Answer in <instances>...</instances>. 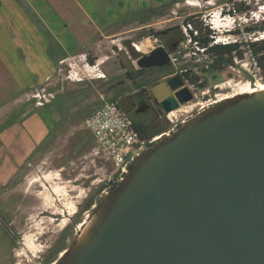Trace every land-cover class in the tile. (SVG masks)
Returning a JSON list of instances; mask_svg holds the SVG:
<instances>
[{
  "label": "rangeland",
  "instance_id": "1",
  "mask_svg": "<svg viewBox=\"0 0 264 264\" xmlns=\"http://www.w3.org/2000/svg\"><path fill=\"white\" fill-rule=\"evenodd\" d=\"M152 1L80 0L94 16L101 15L106 6L122 12L127 5H133L114 22L116 28L120 26L119 34L105 36L103 40L102 36L94 35L91 40L86 39L89 43L79 41L78 48L68 50V61L59 65L54 60L53 68H41V82L25 83V115H17L16 105L12 104L8 114L0 113V126L6 121L17 123L7 131L0 130V263H56L78 237L81 224L87 223L100 197L111 190L107 187L113 179V167L93 150V139L83 125L85 118L102 105L101 97L118 102L143 84L151 88L154 84L151 74L160 77L192 70L205 82V87L189 85L195 95L193 100L174 110L170 117L169 113L160 114L158 121L166 123L169 130L174 123L178 127L219 97L233 93L234 87L226 86L228 81L248 83L244 72L252 77L258 74L264 77L246 48L247 42L263 40L264 32L245 31L246 27L264 25V17L258 13L264 0H188L196 3L195 6L187 0ZM232 3L242 7L238 16L251 11L256 12L254 19L242 32L238 29L231 34L214 35L219 42L237 40L241 50H245L244 61L238 62L239 69L203 73L205 59L186 41L183 26L192 17L193 23L189 24L193 30L194 24L204 27L214 15L219 16V11L221 16L227 15V7ZM230 14H234L232 9ZM169 29V38H184L177 52L170 53V65L162 71L144 70L138 74L137 54L166 47V39L153 34ZM77 35L74 34L76 39ZM40 54L43 61V51ZM99 62L104 63L98 67ZM47 69L51 76H47ZM129 72L134 74L135 81L127 75ZM100 75L101 78H96ZM37 93L45 96L43 106L37 105V99L33 98ZM67 230L68 235L63 238Z\"/></svg>",
  "mask_w": 264,
  "mask_h": 264
},
{
  "label": "water",
  "instance_id": "2",
  "mask_svg": "<svg viewBox=\"0 0 264 264\" xmlns=\"http://www.w3.org/2000/svg\"><path fill=\"white\" fill-rule=\"evenodd\" d=\"M140 69L164 67L159 46ZM150 93L168 114L193 100L180 74ZM54 264H264V90L197 112L144 150Z\"/></svg>",
  "mask_w": 264,
  "mask_h": 264
},
{
  "label": "crops",
  "instance_id": "3",
  "mask_svg": "<svg viewBox=\"0 0 264 264\" xmlns=\"http://www.w3.org/2000/svg\"><path fill=\"white\" fill-rule=\"evenodd\" d=\"M132 5L122 7V12L106 6L101 15L94 16L80 0H0V113L8 114L12 104L16 105L17 115H25V83L41 82V68H53L54 60L59 65L68 61V50L78 48L79 41L91 40L94 35L103 40L105 36L119 34L120 26L116 28L114 22ZM74 34L79 37L76 39ZM103 63L99 62L98 67ZM47 76H51L49 70ZM16 125L6 121L0 130L7 131Z\"/></svg>",
  "mask_w": 264,
  "mask_h": 264
},
{
  "label": "built area",
  "instance_id": "4",
  "mask_svg": "<svg viewBox=\"0 0 264 264\" xmlns=\"http://www.w3.org/2000/svg\"><path fill=\"white\" fill-rule=\"evenodd\" d=\"M230 5L231 6L227 7V10L229 11L227 15L221 16L222 11H219V16L217 15V17H215L216 15H214L211 20L205 22V26L212 31L209 35V37L213 39L210 46L218 43L228 44L237 42V40L229 41V39L223 41L221 40V42H219L220 40L215 38L214 34H231L232 31H238V29L242 32L244 30V26L255 17L254 14L256 12L252 13L251 11H245L241 16H238V11H236L234 3ZM231 9L234 13L233 15L230 14ZM258 13L260 16L264 17V1L263 4L259 6ZM216 19L219 20L216 21ZM216 22L222 24V26L216 24ZM229 25H231V28H229ZM190 31H193L194 36L198 35L197 30H193L189 23L183 26V33L186 36V41H188V43H192L194 49L203 54L204 49H202L196 41L192 42V38L189 35ZM247 44L248 42L246 45ZM247 51L250 52L249 50ZM193 54L195 55V52ZM238 62L243 61L235 60V63ZM254 65L256 69L260 71L256 66L255 60ZM249 75L251 76V79L248 80L249 86L253 87V89L262 88L261 90H264V77L260 74H258V77H252L251 74ZM33 98L37 99V105H44L45 96L43 94L41 95L37 93L33 96ZM101 99L102 105L92 111L85 118L83 125L93 139V150L97 154H102L113 167V171L111 173V177L113 179L111 181V185L107 187L108 189H111L124 178L132 162L144 150L152 146L161 137L170 134V132L177 127V123H174V127L169 129L166 133L147 139L141 136L139 131L135 128L134 122L130 118L129 114L119 106L116 100L105 99L103 97H101ZM171 123H173V121H171ZM104 193L106 194L107 192Z\"/></svg>",
  "mask_w": 264,
  "mask_h": 264
},
{
  "label": "trees",
  "instance_id": "5",
  "mask_svg": "<svg viewBox=\"0 0 264 264\" xmlns=\"http://www.w3.org/2000/svg\"><path fill=\"white\" fill-rule=\"evenodd\" d=\"M234 7L236 11L240 12L242 11V7L238 6L237 4H234ZM192 17L188 18L186 21V24L193 23L191 22ZM195 30L199 32V35L193 36V31L189 32L190 37L193 41H196L198 45L204 49V52L202 56L205 59L206 64L203 65L201 68L203 73H216L220 70H223L225 68H237L238 63H235V60L238 61H244V53L245 50H241V44L238 42L235 43H228V44H213L212 38L209 37L211 34V30L207 26H196L194 24ZM177 28H173L172 30H176ZM263 31L264 32V25L263 26H255V27H246L245 31L248 33H254L255 31ZM168 31H171L170 29ZM239 32H235V34H238ZM163 32H156L153 35L160 36ZM183 38V37H182ZM180 38V40L182 39ZM184 39V38H183ZM263 40H258L255 42H248L247 50H249L254 57V60L256 62L257 68L264 74V38ZM176 43V40H175ZM171 53L177 52V47L171 48ZM92 61H90L91 63ZM142 71V70H140ZM186 78L191 81V83L197 84L198 88H204L205 82H200V78L197 74H195L192 70H188L186 73H184ZM244 74L248 77L247 80L251 79V76L248 75L246 72ZM127 75L132 79V74L129 72ZM200 82V83H198ZM137 85V84H136ZM42 108V107H41ZM163 115H165L163 113ZM160 117L157 116V118L149 123H139L134 122L135 128L139 131L142 137H145L147 139H150L152 137L158 136L162 133H165L168 131L167 124H162L158 121Z\"/></svg>",
  "mask_w": 264,
  "mask_h": 264
},
{
  "label": "flooded vegetation",
  "instance_id": "6",
  "mask_svg": "<svg viewBox=\"0 0 264 264\" xmlns=\"http://www.w3.org/2000/svg\"><path fill=\"white\" fill-rule=\"evenodd\" d=\"M163 34L160 35L163 37V39H166V47H163L166 51L171 53V48L172 47H177L180 43L182 44L184 39L182 38L183 36H178L175 40L169 38V32L168 30L162 31ZM180 38H182L180 40ZM159 47V46H158ZM150 53V52H149ZM170 63L164 67H154V68H149V69H138L137 73L140 74L144 70L147 71H162L165 67L169 66ZM142 70V71H140ZM188 71V69L181 70V73L178 72L176 74H180L182 79L185 82V85L189 87L192 86L194 88H198L197 84L191 83L189 79L186 78L185 74ZM175 75V74H174ZM173 76L170 74H166L163 76H156V75H150V80H154V84L159 83L161 81H164L166 78ZM132 79L135 81L136 78L134 77V74H132ZM201 82V81H200ZM198 82V83H200ZM153 84V85H154ZM152 87V86H151ZM191 90V89H190ZM193 98H194V93ZM119 106L126 111L130 118L133 120V122H139V123H144V124H149L153 122L159 114H163V111L160 107V105L155 101L154 97L150 93V88L148 89L145 84L140 86L139 88L135 89L131 94L129 95H124L118 100ZM68 235V230L64 232L63 238L67 237ZM5 260V259H4ZM0 264H5L4 261H2ZM7 264V263H6Z\"/></svg>",
  "mask_w": 264,
  "mask_h": 264
},
{
  "label": "bare ground",
  "instance_id": "7",
  "mask_svg": "<svg viewBox=\"0 0 264 264\" xmlns=\"http://www.w3.org/2000/svg\"><path fill=\"white\" fill-rule=\"evenodd\" d=\"M189 5H192V6H195V5H197L196 3H194V2H191V1H188L187 2ZM136 48H137V46H136ZM141 50V49H140ZM140 52V51H139ZM143 53V52H142ZM101 78L102 76L100 75V76H97L96 78ZM74 80H76V79H74ZM226 86H229V87H234V90H233V93H231L230 95H225V96H222V97H219V99L215 102V103H217V102H219L220 100H223V99H225V98H232L233 96H235V95H240V94H249V93H253V92H255V91H259V90H261L262 88H259V89H253V87H250L249 86V84L247 83V82H241V83H234V84H232L231 82H227L226 83ZM215 103H213V104H215ZM212 105V104H211ZM203 108V107H202ZM201 108V109H202ZM203 110V109H202ZM176 112V111H175ZM174 112L172 111V112H170L169 114H168V116L170 117V115H172ZM85 224V223H84ZM84 224H81V227H83L84 226ZM64 254V252L63 253H61L60 254V256H62Z\"/></svg>",
  "mask_w": 264,
  "mask_h": 264
}]
</instances>
